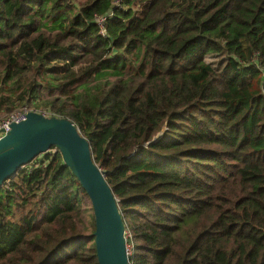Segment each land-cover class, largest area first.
<instances>
[{
    "label": "trees",
    "instance_id": "trees-1",
    "mask_svg": "<svg viewBox=\"0 0 264 264\" xmlns=\"http://www.w3.org/2000/svg\"><path fill=\"white\" fill-rule=\"evenodd\" d=\"M22 105L87 138L131 264H264V0H0ZM93 232L55 146L0 188V264H98Z\"/></svg>",
    "mask_w": 264,
    "mask_h": 264
},
{
    "label": "water",
    "instance_id": "water-1",
    "mask_svg": "<svg viewBox=\"0 0 264 264\" xmlns=\"http://www.w3.org/2000/svg\"><path fill=\"white\" fill-rule=\"evenodd\" d=\"M55 146L89 197L98 264H131L118 199L95 162L89 141L68 118L30 110L0 138V188L39 154Z\"/></svg>",
    "mask_w": 264,
    "mask_h": 264
},
{
    "label": "built area",
    "instance_id": "built-area-1",
    "mask_svg": "<svg viewBox=\"0 0 264 264\" xmlns=\"http://www.w3.org/2000/svg\"><path fill=\"white\" fill-rule=\"evenodd\" d=\"M105 16H98L96 21L99 24L100 28H103V24L105 23ZM30 110H35L43 114L44 116H51L49 112L36 110L28 105L19 106L12 111L6 112L0 116V138L3 137L11 127L12 123H18L26 119V115ZM128 252L129 254L132 253V248L128 245Z\"/></svg>",
    "mask_w": 264,
    "mask_h": 264
},
{
    "label": "rangeland",
    "instance_id": "rangeland-1",
    "mask_svg": "<svg viewBox=\"0 0 264 264\" xmlns=\"http://www.w3.org/2000/svg\"><path fill=\"white\" fill-rule=\"evenodd\" d=\"M5 113H6V112H5ZM3 114H4V113H3ZM3 114H0V116L3 115ZM130 248H131V246H130Z\"/></svg>",
    "mask_w": 264,
    "mask_h": 264
}]
</instances>
